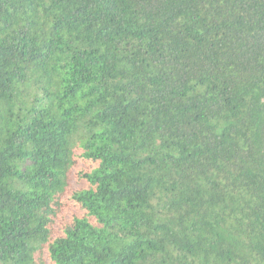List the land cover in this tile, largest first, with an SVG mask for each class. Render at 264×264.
<instances>
[{
  "label": "trees",
  "instance_id": "16d2710c",
  "mask_svg": "<svg viewBox=\"0 0 264 264\" xmlns=\"http://www.w3.org/2000/svg\"><path fill=\"white\" fill-rule=\"evenodd\" d=\"M0 264H264V0H0Z\"/></svg>",
  "mask_w": 264,
  "mask_h": 264
}]
</instances>
